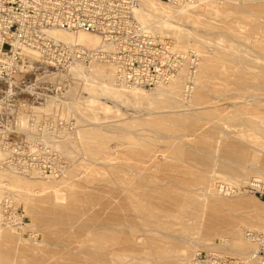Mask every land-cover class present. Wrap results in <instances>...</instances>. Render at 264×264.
Wrapping results in <instances>:
<instances>
[{"label":"rangeland","instance_id":"rangeland-1","mask_svg":"<svg viewBox=\"0 0 264 264\" xmlns=\"http://www.w3.org/2000/svg\"><path fill=\"white\" fill-rule=\"evenodd\" d=\"M250 1L251 5L219 6L215 12L205 14L198 10L194 13L202 16L195 14L198 17L188 20L170 18L175 24L172 25L174 31L170 30L171 22L169 26L166 24L168 28L158 30L153 25L154 20L150 23L138 19L162 39L166 56L150 58L161 65L159 82L134 87L153 94L159 90L157 87L177 83L178 102L173 105L165 102V94L155 99L119 96L105 91L106 86L98 78L94 82L84 76L76 78L72 68L66 73L70 86L59 92L57 104L51 108L55 110V122L33 126L37 131L43 127L38 141L44 151L33 157L38 165L25 170L9 166L5 163L7 153L0 148L3 152H0L1 172L18 171L22 179L40 181L34 187V195L29 197L24 196L23 187L6 178L0 181V264H105L96 251L97 245L104 241L102 234L106 226L115 224L118 219L127 220L128 224L140 227L137 235L141 238L145 236L142 228L149 227L139 217L135 206L137 186L173 188L182 194L187 187H202L199 181L202 175L208 177L206 188L198 189L196 200L222 210L231 221L221 223L222 228L239 229L245 239L249 238L248 230L264 229V174L241 179L236 178V173L231 175L230 168L238 166L239 162L226 154L224 147L227 143L233 148L245 147L252 157L248 166H264V135L231 119L234 108H243L249 103L243 109L248 113L244 117L264 125L263 90L239 83L241 77L249 78L251 74L250 81L256 82L254 74H262L264 70V9L260 8L264 7V0ZM234 55L244 57L247 63L235 62ZM207 60V69L202 70ZM101 61L116 66L108 58ZM93 63L83 64L84 74ZM116 71L119 77L118 68ZM120 83L114 86L119 87ZM200 89H204L205 99L196 104L194 95ZM174 117L190 127L180 131V138L187 144L204 146L212 164L204 168L196 160L177 157L170 146L180 138H161V134L154 131L152 120L161 119L164 126H169L174 124ZM194 127L198 131L195 132ZM90 129L94 134L87 133ZM102 134L106 139H102ZM224 134L228 137L223 138ZM138 146H147L150 151L136 152ZM211 181L224 189L221 192H225L227 201L222 203L210 194ZM203 225L199 218L190 220V237L194 240L206 237ZM168 231L183 235L179 223ZM111 241L108 238V242ZM249 241L253 246L250 250H256L257 243ZM205 242L222 245L218 248L199 246L194 249L191 260L198 251L213 252L214 248L228 255L233 251L229 237L208 235ZM131 246H127L125 259L117 258L116 263L134 259V264H142L140 250L145 242H134ZM256 261L252 263L257 264ZM149 264L154 262L149 260Z\"/></svg>","mask_w":264,"mask_h":264},{"label":"built area","instance_id":"built-area-1","mask_svg":"<svg viewBox=\"0 0 264 264\" xmlns=\"http://www.w3.org/2000/svg\"><path fill=\"white\" fill-rule=\"evenodd\" d=\"M143 1L0 0V148L7 165L22 170L38 165L33 157L44 151L38 141L43 127L33 126L55 122V110L42 108L57 104L59 92L70 86L66 73L77 63L108 58L124 85L160 81L161 65L150 58L162 59L166 51L162 39L138 20ZM154 1L184 5L199 0ZM53 30L96 34L103 45L65 43L50 34ZM246 235L257 243L252 258L264 264V229ZM190 264L232 263L224 252L198 251Z\"/></svg>","mask_w":264,"mask_h":264},{"label":"bare ground","instance_id":"bare-ground-1","mask_svg":"<svg viewBox=\"0 0 264 264\" xmlns=\"http://www.w3.org/2000/svg\"><path fill=\"white\" fill-rule=\"evenodd\" d=\"M238 3L245 4V5L246 4L251 5L250 0H199L193 4L191 3V4H184V5H173V4L168 5V3L167 5H163L165 3L162 4L161 2L157 3V1H154V0H145L142 2L141 7L137 11V17H139L138 19L144 22H147V21L150 22L154 20L153 25L156 27V29L161 30L164 26L165 27L169 26V23L171 22L169 21L170 18L172 19L175 18V20L179 19L181 21H183V19L188 20V19H191L190 17L192 16L194 17H198L199 15L202 16V14L194 13V12H197L198 10H201L205 14L210 11L215 12L217 8H219V6L228 5L231 7L233 6L235 7ZM260 8L264 9V7H260ZM195 14H197L198 16ZM172 23L173 22H171V26H170L171 29L169 28L170 30L174 29L172 25H175V24L174 23L172 24ZM158 30H155V31L157 32ZM177 32H178V28H177ZM50 34L54 36L57 40L64 41L65 43H72V44L80 43L81 45L87 46L89 48H95V47L103 45L102 38L99 35L83 32V31L68 32L65 30H53L50 32ZM173 34H176V33H173ZM234 61L235 62L238 61L237 63H244V64L247 63L246 59L239 55L237 56L234 55ZM102 62L103 61L94 62L93 65H91L88 68L85 74L83 70L86 69V67L82 63H77L76 65L72 67L73 71L71 69L72 75L76 78L84 76L86 77L85 78L86 80H91L93 82L94 80H96L95 78H98L100 81L102 80V82L104 83V87L106 86L105 91L109 93H112V92L115 94L117 93L119 96H123V94L124 95L127 94L130 97L132 96L134 99H138V98L155 99V98H158L159 95L165 94L166 95L165 102L168 105H173L178 102L177 95H178V90L180 88H178L177 83H173V84L171 83L170 86L168 87H164V86L157 87V89H159L160 91L156 90L153 92V94L152 93L149 94L148 92H146L147 93L146 94L144 93L142 89H138V87H134V86L130 87L128 85H123L121 84L122 82L120 83L119 87H115L114 83L117 82L116 85L118 86V83L120 82L118 81L120 78L118 77V74H116L118 73L116 71L117 67L114 66L110 62H106V63H102ZM207 63H208V60L203 65L205 69H202V70L207 69V66H208ZM260 73L262 74H258V73L254 74V77L256 78V82L254 80H253L254 82L250 81L251 79L249 78L252 76V74L249 75L250 76L249 78L246 77L247 79L244 76L241 77V80L239 81L240 85L246 86V87L253 86L254 88L263 90L264 92V70ZM252 79H253V76H252ZM177 81L179 82L178 79ZM140 90H142L143 92H141ZM157 91H159L158 94L155 93ZM195 93L196 94L194 95V101L196 102V104L202 102L205 99L204 89H200ZM130 97L128 98L126 97V98L129 99ZM121 98H124V97H121ZM254 104H255V101H254ZM248 105H244L245 107L243 108H234V111L231 115V119L234 122H237L238 124L242 125L243 127L244 125H246L251 128L250 130L264 135V125L261 122H257V121H254L253 119L244 117V115H247L248 113H246V111H243V109L246 108V106ZM53 106H54L53 104L49 103L45 107H43L42 110L49 112L52 110L51 108ZM201 114H204V113H201ZM172 119L174 121V124L169 125V126H164L161 119H154L151 121V124L154 126L153 128L154 131L157 132L158 134H161L159 137L177 139V138H180V131L183 128L185 127L190 128L189 126L184 124L182 119L175 118V117ZM202 124L204 125V123ZM202 124L200 126H202ZM205 125L207 126V124ZM233 125L234 124L232 122V126ZM198 127L199 126H197V128ZM195 130L197 129L195 128L194 131ZM164 132L165 133L168 132V133L164 134ZM199 132L202 133V131H199ZM87 133L90 135L94 134L92 129H90ZM229 134L230 133H228L227 135ZM96 136H97V133H96ZM227 137L228 136H225L223 138H227ZM102 139H106V136L104 134H102ZM193 145H191L190 143L189 144L185 143L180 138L179 142L171 143L170 147L172 148V152L177 157H180V158L185 157V160L186 158L190 160H196L200 164H202L203 167L204 165L210 164L212 159H211V155L207 153L206 148L202 145L201 146H198L197 144H193ZM224 147L226 149L225 150L226 154L233 157L237 162H239V164L235 162V164H238V166L234 165V167L230 168L232 171V173L230 171L231 175L233 173L234 174L236 173L235 174V176L237 175L236 178L241 179V178H249L255 174H259L260 176L264 174V166H248V164L252 162V157H251V153L246 151L245 147L240 146L238 148H233L231 143L225 144ZM2 151L0 150V152ZM142 151L148 152L150 150L148 149L147 146H138V149L136 150V152L140 153ZM223 159H225L226 161L228 160L225 157ZM188 161L189 160H187L186 162ZM231 162L232 161H230L229 164ZM188 163H192V161L191 162L189 161ZM199 167L200 166H198L197 168L199 169ZM6 172L8 171H5V172L0 171V181L1 179L6 178L9 181H11L14 185L23 187L24 196L29 197L31 195H34L35 193L34 187L38 186V183L40 181L31 180L30 177H29L30 179H22L21 177H19L21 174L18 171H14V172L9 171L8 173ZM16 172H18L19 175H17ZM207 178L208 177H206L205 175H202L199 178V181L203 183L202 187L200 186L197 188H195L194 186L187 187L185 188V191L182 194H178L176 190L173 188L164 189L161 186H157V188L155 189H147L140 185L137 186L134 191L136 192L135 206L137 208V211L139 212V217L143 219L145 225L149 226L148 228H144V227L142 228L145 232L143 235L145 236L141 238V236L137 235V232L140 228L138 225H134V224L130 225L127 223V220L122 221L118 219L116 220L115 224L108 225L105 227V230L103 231V234H102L104 241H101L97 245L96 253L99 254L100 257L103 258L102 261L105 264H134V262L132 261L134 259H131L130 261H127V262H119V263H116L115 260L117 258L125 259V256L128 250L127 246H130V245L133 246L134 242L136 243L145 242V246L140 250V253L144 260L142 264H149V260H152L154 264H187L191 260L190 257L192 253L194 252V249H196L197 247L199 246L200 247L202 246L210 247L211 246L215 248L221 247L222 243L205 242L206 240H208V235H213V236L222 237L225 239H228L229 237V239L233 242V245H231V249H233V251L230 255L227 254L230 257L232 264H235L238 262H239L238 264H243V263L253 264L252 262L255 259L252 258L251 252L255 250H250L253 247L249 241L251 239L250 238L245 239V237H242L241 231L239 229H234L233 227L229 229L222 228L220 226L221 223L229 224V222H231L230 220L226 218V215L222 212V210H220L219 208L214 209L213 207L207 206L206 203L198 202L196 200L197 198L196 194L198 192V189L201 190V189L206 188ZM193 181L194 180H192V182ZM219 187L214 186V182H212L211 191L209 192L213 197H216L217 199L221 200L223 203L224 201L228 200V197L225 195V192L223 193L221 192L224 189H220ZM107 204L110 205L109 202H107ZM189 206H193V207H191L190 209ZM119 208L120 207H118L117 209ZM198 218L201 220V222L204 223L203 229H205L207 234H206V237L195 238L196 240H194V237H190V235L188 234V232L190 231L189 221L190 220L194 221L195 219H198ZM177 223L180 224L182 231H183V235H177V234H174L168 231L169 228L171 227L174 228V225H176ZM258 223H259V220L256 221V224ZM117 225H120V227H117ZM108 238L112 240L111 243L108 242ZM192 242H194L195 244L192 245L191 244ZM123 244H126V246ZM211 251L217 252L218 250H214L213 248ZM86 256L88 258H92L91 255H86Z\"/></svg>","mask_w":264,"mask_h":264}]
</instances>
